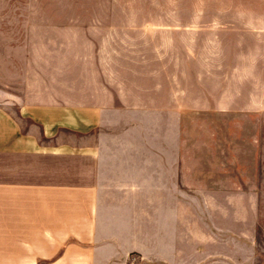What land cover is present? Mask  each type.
<instances>
[{
  "label": "crops",
  "instance_id": "crops-1",
  "mask_svg": "<svg viewBox=\"0 0 264 264\" xmlns=\"http://www.w3.org/2000/svg\"><path fill=\"white\" fill-rule=\"evenodd\" d=\"M253 20L248 25L254 33L264 31V19ZM122 39L121 33L104 34L102 50H86L82 59L78 46L76 52H60L48 71L26 78L30 89L26 86L22 97L0 98V262L128 264V254L134 253L139 257L135 264H176L170 257L174 215L158 206L175 201L176 194L190 196L181 186L191 185L196 167L190 149L182 145L178 123L184 107L202 110L208 103L205 95L192 100L190 91L176 84L161 86L152 69L150 83L136 70H126L133 79L125 77L121 52L143 58L144 46L129 51L122 44L128 40ZM158 40L150 35L151 44ZM114 41L119 52L112 49ZM154 49L158 57L157 44ZM199 61L206 88L218 79L211 77L205 60ZM246 61H241L245 67ZM181 63L187 74L186 61ZM247 69L239 71L245 74L238 82L260 76L264 84L262 74L251 79ZM83 74L87 82L79 85ZM231 80L220 89L222 100L214 103L218 111L231 110L239 98ZM30 90L39 100H30ZM160 249L166 251L161 257Z\"/></svg>",
  "mask_w": 264,
  "mask_h": 264
},
{
  "label": "rangeland",
  "instance_id": "rangeland-1",
  "mask_svg": "<svg viewBox=\"0 0 264 264\" xmlns=\"http://www.w3.org/2000/svg\"><path fill=\"white\" fill-rule=\"evenodd\" d=\"M253 19H264V0H0V98L22 97L26 78L35 77L33 71H48L45 68L53 66L60 52L78 46L82 59L86 50H102L104 34L121 33L129 51L134 45L144 46L143 58L121 52L124 73L136 70L150 83L147 72L152 69L161 86L176 84L190 91L192 100L205 95L208 103L202 110L184 107L178 123L182 145L190 149L196 167L191 185L181 186L190 196L176 194L175 201H160L158 206L160 212L174 215L172 261L264 264V105H251L264 102V84L260 76L238 82L245 74L239 71L247 73V68L251 79L259 73L264 76V31L254 33L256 29L248 25ZM151 34L158 36L157 43H150ZM112 47L119 52L118 41ZM46 52L56 58L48 59ZM183 59L187 74L182 72ZM242 59H247L246 67ZM199 60H205L211 77L218 79L206 88L207 77L198 73ZM124 76L133 79L132 74ZM229 78L239 98L231 110L218 111L214 103L222 100L220 89L229 85L224 83ZM79 80L84 85L87 75ZM29 97L39 100L33 90ZM11 113L17 116L16 111ZM258 114L263 116H254ZM162 252L165 249H160V257ZM127 257L128 264L139 260L134 253ZM11 262L0 264H26Z\"/></svg>",
  "mask_w": 264,
  "mask_h": 264
}]
</instances>
